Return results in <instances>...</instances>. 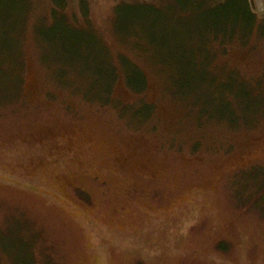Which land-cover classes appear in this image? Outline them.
Segmentation results:
<instances>
[{"label":"rangeland","instance_id":"1","mask_svg":"<svg viewBox=\"0 0 264 264\" xmlns=\"http://www.w3.org/2000/svg\"><path fill=\"white\" fill-rule=\"evenodd\" d=\"M161 1L0 0V264H264V0Z\"/></svg>","mask_w":264,"mask_h":264},{"label":"trees","instance_id":"2","mask_svg":"<svg viewBox=\"0 0 264 264\" xmlns=\"http://www.w3.org/2000/svg\"><path fill=\"white\" fill-rule=\"evenodd\" d=\"M53 1V3L55 4L54 5V8H53V10H54V12H56L57 10H62V9H65L67 6L66 5H68V0H52ZM83 1H85V0H80V2H83ZM160 2H162L161 0H159ZM180 6H182V8L183 9H187V10H189L190 9V11H191V16H193V15H195L196 13H199V12H201V13H203V11H204V9L205 8H207V6H205L204 8H200V4H201V2H197L195 5L196 6H192V7H190L189 6V3L190 4H192V0H175ZM220 2H222L221 0H219ZM146 4H152V3H146ZM158 5V4H157ZM190 7V8H189ZM149 8H151V7H149ZM149 8H147V10L149 9ZM154 8V7H153ZM189 8V9H188ZM254 18H255V16H253ZM172 43H174V44H177L176 43V41H172ZM223 43V42H222ZM221 46V45H220ZM222 47V46H221ZM117 83V81H115L114 82V84H113V86H112V91L115 89V84ZM263 99H264V97H263ZM264 108V107H263Z\"/></svg>","mask_w":264,"mask_h":264}]
</instances>
